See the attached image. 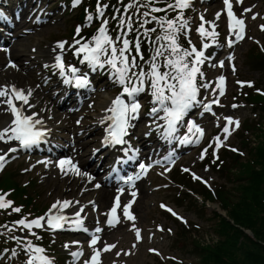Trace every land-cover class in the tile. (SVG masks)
Masks as SVG:
<instances>
[{
  "label": "snow or ice",
  "instance_id": "6c2138e0",
  "mask_svg": "<svg viewBox=\"0 0 264 264\" xmlns=\"http://www.w3.org/2000/svg\"><path fill=\"white\" fill-rule=\"evenodd\" d=\"M122 2V0H121ZM161 3H165V7H155L154 4L157 0H130V3L123 6V12L128 13L130 9L135 8L136 12L131 15L125 16L124 14H114L111 20L117 21V35L113 38L109 32L108 27L110 21L107 18L101 20L100 27L97 29L95 35L90 40L81 42L80 39H74V45H79L75 49V54H83L81 63L87 62L93 69H104L107 66L110 69V76L116 85H119L122 89L121 93L116 95L111 100V104L104 111L111 113L103 117L100 122L104 123L105 120L110 121L106 129L107 135L105 137V143L121 144L124 143L123 137L128 134V129L132 127L131 121L137 119V115L141 110L142 105L138 102L137 97L140 94H147L150 96V108L149 115L156 119L163 120L164 125L157 124V128L162 127V135L170 143L173 140H178L180 145L186 144H199L204 137V129L192 120H187V132L183 136H178L180 127L185 124V117L189 114V111L196 106H200L203 112H211L212 105L219 103V96L225 93V76L221 75L215 82V87H212V82L205 81V74L201 70V65L205 63V53L203 50H198L192 44L189 39L187 41L189 47H184L180 40L182 37L188 34L190 27L189 18L185 17V11L192 7L193 0H159ZM81 3V0H72V6L76 7ZM237 4H242V0H236ZM224 8L227 10V27L229 37L226 39L227 46L232 48L235 43L245 38V21L242 17L244 14L252 11V8H244L240 17L233 11V5L231 0H223ZM254 7V6H253ZM108 8L107 4H102L100 0H97L95 15L89 14L87 20L89 22L93 19L103 18L105 16V10ZM147 9L141 12V9ZM120 10L116 9V13ZM169 12H175L174 17H169ZM136 13H140L137 18L139 20V29L133 27L134 17ZM155 13H164L162 16H157ZM221 18V12L215 14V20ZM256 14H253L252 19H256ZM215 20L208 21L204 15H200L201 23L196 27L202 41V49H208L209 43L203 42L206 39H211L215 44L217 41L218 33L215 31ZM155 23L156 27L146 28L145 25ZM210 25L213 30L209 31L205 25ZM261 30H264V25H261ZM143 29V32L140 31ZM136 31V39H128L130 32ZM81 27L77 26L75 33L80 35ZM153 33H158L152 38ZM141 36H143L149 46L151 47V53L149 58H145L142 46ZM234 37V39L232 38ZM66 42H58L56 48L61 50V53L65 51ZM264 50V49H262ZM35 51V49H33ZM134 52V54H133ZM234 60L233 55H229L227 61L231 63ZM46 67L48 65H45ZM216 66V65H213ZM219 67L225 66V61L219 62ZM7 67H16V65L9 61ZM52 68L59 70V75L64 77V83L68 84L75 80V84L78 87L85 86L88 81L86 78L78 76V69L75 67L65 65L62 54L55 56V63L51 65ZM232 70L235 72V66L232 65ZM67 73L71 74L69 79ZM203 81V82H202ZM238 84L252 87L251 82L237 81ZM201 89L205 91H211L214 99L204 102L198 97L201 94ZM219 90V96L216 95ZM257 92L264 95V92L257 89ZM33 95V89H19L15 85H0V105H6L4 111L10 113V122H5L3 126H0V142L8 144L10 142H18L19 148L31 149L33 146L38 145L45 137L46 132L43 131L44 121L38 118V114L32 112L31 115L26 114L28 108H34V105L29 103V98ZM122 96L127 97V101L122 99ZM14 101L22 102L19 106ZM27 106V108H25ZM239 105L233 104V108H237ZM89 107H92L90 104ZM163 113L161 116L160 113ZM215 115V113H213ZM226 123L222 128L224 134L223 140L219 135L213 138V141L209 142L200 153V159L204 160L208 154L209 149H212L213 163L219 159L216 152L221 147L226 146L225 141L228 140L232 131H235L240 127V122L234 120L232 117L224 118ZM80 121H77L79 123ZM235 125L234 128L230 126ZM233 152L238 150L235 148L230 149ZM17 151L16 147H9L7 152H3L0 149V169H3L8 153H14ZM243 155V153H241ZM174 154L169 153L164 159L168 163H174ZM155 164H160L161 161L157 160ZM62 174L67 175L69 172L78 176H86L87 173L82 172L71 159L59 160L56 164ZM153 167V164H146L140 162L138 165L139 171L134 175H129L124 183L129 187L134 186V182L141 179L142 175H146ZM170 168L165 167L164 171H170ZM207 170V169H206ZM27 171V169H25ZM184 172H189L188 168L182 169ZM163 175V173H161ZM89 180L92 177H88ZM194 180H202L201 177L193 174ZM207 183L206 181H202ZM96 188H100V184L95 185ZM125 189L120 187L117 189V196L115 202L111 207V210L106 213L105 223L109 227H115L122 220L116 215L117 208L121 207L120 196L124 193ZM130 199L127 203L123 204V219L127 221H134L136 217L130 211L132 204L135 202L137 196L136 191H131ZM6 195V194H5ZM5 195H0V210L11 209L13 213H20L21 208L14 207L13 202L5 199ZM74 202L64 200H57L49 208L48 212L44 216L37 217L32 220H28L26 217L12 222L9 225H0L7 233H11L17 229L20 231H26L29 235L35 237L36 240L42 239L38 236L33 228H43L44 224L47 225V229L51 231L62 230L67 225L74 230H83L88 232L89 230L83 227V219L81 213L84 208L81 207L79 211H76L73 217H67L63 215V210L73 205ZM78 203V202H76ZM166 205L161 204V208H166ZM53 209L56 210V214L53 213ZM95 210V208H93ZM174 217L177 219H183L179 217L172 209L167 208ZM42 221L44 222L42 224ZM99 224V221H97ZM137 242L140 241V230L135 228ZM158 230H163L159 229ZM102 231V228L97 226L92 233L89 247L92 249V255L88 260H84L83 264H101L100 256L101 252H109L116 247L115 244H106L103 249L98 250L96 245L99 241V236L96 235ZM170 231V230H169ZM11 240L15 241L16 247L12 249L5 248L0 255L4 253H10V258L18 257L21 252L24 253L26 259L23 264H55L54 258L46 254L45 248L37 246L27 236H10ZM65 248L69 247L64 245ZM136 245H133L135 248ZM150 252L159 253L155 249H149ZM129 252H124V255H129ZM83 255V250L74 251L71 253L73 261L79 260ZM117 256L121 253L117 252ZM115 264V262H114Z\"/></svg>",
  "mask_w": 264,
  "mask_h": 264
},
{
  "label": "trees",
  "instance_id": "16d2710c",
  "mask_svg": "<svg viewBox=\"0 0 264 264\" xmlns=\"http://www.w3.org/2000/svg\"><path fill=\"white\" fill-rule=\"evenodd\" d=\"M251 58L264 69V57L253 53ZM256 141L249 149L251 162L240 164L236 188L218 193L228 220L213 213L218 242L197 246L200 264H264V128Z\"/></svg>",
  "mask_w": 264,
  "mask_h": 264
},
{
  "label": "rangeland",
  "instance_id": "374dc122",
  "mask_svg": "<svg viewBox=\"0 0 264 264\" xmlns=\"http://www.w3.org/2000/svg\"><path fill=\"white\" fill-rule=\"evenodd\" d=\"M251 4H253L254 2H260L261 4V0H249ZM256 4V3H254ZM261 9L264 10V6H259ZM63 25L62 24H58L56 27H50L47 30H43L42 33L44 32L45 34L43 35V42H45L46 40H51L53 37V31L56 34L55 29H59V33L61 35V33L63 31H65V29H67V27H70L73 22L70 16H67L66 18H64L63 20ZM33 40L30 39L29 43H31ZM249 48L248 44L245 43L243 46H241L240 48H238V64H239V70H240V74L241 77L246 79V78H253V79H261L262 78V73H258L256 71H251V69L245 64V54L247 52V49ZM250 111V112H249ZM252 110H250V106L247 107L246 110L242 111V116H247L248 115V119L250 120L249 122L251 124L256 123V120H251L250 117L254 116L251 114ZM257 119V118H256ZM249 134L245 133V136H248ZM251 138V137H250ZM235 145H239L240 147V142L237 143V139H235L234 141ZM245 152H247V149H244ZM248 156L241 158V161H247ZM22 166V165H21ZM19 166V167H21ZM228 166L232 169L233 168V164L229 163ZM235 170H233L232 172H234ZM218 179V183L220 185H224L226 188H230L235 184H232L229 182V172L227 173H219L216 175ZM17 179L19 180V182H23L26 180L25 177H17ZM50 180H52V178H50ZM55 183V182H54ZM53 184V181H49L47 187L43 188H39V190L42 191V194L40 193V191L38 190L39 194H40V199L42 201L48 202L52 199V197L55 195V193L52 194V196H49V198H47V192L46 189H49L51 187V185ZM51 191V190H49ZM142 201V202H141ZM140 203H138L141 206L144 207V213L146 214V217H142L141 219L143 221L148 220V218L150 217H155L157 219H160L157 211L155 210L154 207H150L148 205L145 204L144 200H141ZM178 206L180 208V210L182 212H184L187 217L189 218L190 222L196 223L198 224L199 228H198V232L195 231H190L189 234L183 233L182 228L177 227L176 228V233H175V238H170L167 237L164 241V243L161 245V250L162 253L164 254H173L176 255L177 257L181 258L184 262L183 264H198V257L196 255V250L194 249V244L193 241H198L200 243H211L212 241H215V237L213 235L212 229H211V221L207 220V216H204L203 212L201 211V209L199 208V204H194L191 199L190 200H183L182 202L178 203ZM209 206V205H208ZM212 208H215L217 211H219V213L223 214V211H221L218 206L216 204H211L210 208L206 209V213L210 212L211 210H213ZM136 211L137 213H139L141 216L143 215L142 212H139V210L136 207ZM196 230V229H194ZM251 236V235H250ZM128 264H170L169 262H165L162 263L160 261H158V259L153 258V257H149L144 253V249H140L138 254H136L134 257L130 258L128 260Z\"/></svg>",
  "mask_w": 264,
  "mask_h": 264
},
{
  "label": "bare ground",
  "instance_id": "6f19581e",
  "mask_svg": "<svg viewBox=\"0 0 264 264\" xmlns=\"http://www.w3.org/2000/svg\"><path fill=\"white\" fill-rule=\"evenodd\" d=\"M13 55H14V53H13ZM15 56V55H14ZM1 122H3V118H0V123ZM107 191L105 190H103V191H100V192H98V194H97V198H106L107 197ZM91 195V194H90ZM139 208H141V207H139Z\"/></svg>",
  "mask_w": 264,
  "mask_h": 264
}]
</instances>
